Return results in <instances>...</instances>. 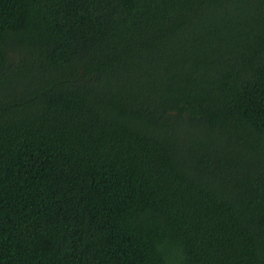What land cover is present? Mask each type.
<instances>
[{
  "label": "trees",
  "instance_id": "1",
  "mask_svg": "<svg viewBox=\"0 0 264 264\" xmlns=\"http://www.w3.org/2000/svg\"><path fill=\"white\" fill-rule=\"evenodd\" d=\"M0 264H264V0H0Z\"/></svg>",
  "mask_w": 264,
  "mask_h": 264
}]
</instances>
